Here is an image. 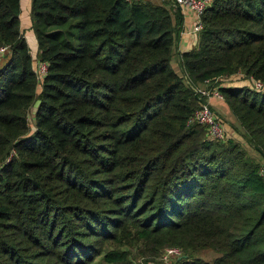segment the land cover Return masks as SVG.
Returning a JSON list of instances; mask_svg holds the SVG:
<instances>
[{
  "label": "trees",
  "instance_id": "16d2710c",
  "mask_svg": "<svg viewBox=\"0 0 264 264\" xmlns=\"http://www.w3.org/2000/svg\"><path fill=\"white\" fill-rule=\"evenodd\" d=\"M170 3L32 0L39 79L20 0H0V264L123 262L130 238L179 247L171 264H264V161L189 121L217 89L264 160V89L220 82H264V0H213L182 73Z\"/></svg>",
  "mask_w": 264,
  "mask_h": 264
},
{
  "label": "crops",
  "instance_id": "0c3cea01",
  "mask_svg": "<svg viewBox=\"0 0 264 264\" xmlns=\"http://www.w3.org/2000/svg\"><path fill=\"white\" fill-rule=\"evenodd\" d=\"M150 1L156 4L163 3L162 0H150ZM21 2L24 3L22 5L23 8H21ZM31 3H32V0H20L19 20H20V30L28 44L30 54L33 59L34 67H36L38 63L40 62V60L38 59V47H37L36 36H35L34 30L32 27V21H31L32 18H30ZM169 7H171V12L173 13L174 17H175L174 12L176 10L179 11L181 15V19L178 25V31H176V35H175L171 63H172V67L178 73H182V68L180 65V54L184 51L195 48L198 44V38L195 37V35L191 33V27L193 26L196 20V15L191 10L183 6L173 5L170 3ZM27 10L29 11L28 13H27ZM220 79H221L220 82L222 85L252 87V79L244 77L243 74L241 73H236V74H233L227 77H222ZM224 80H227V81H224ZM206 102L211 106V108L218 115L222 117V119L224 120V125L226 124L228 130L230 129L229 126L232 128H235L236 126L238 127L240 126L238 119L232 113L231 109L229 108L228 104L224 101L223 98H219L215 95H209L206 98ZM225 130H226V127H225ZM229 132L230 133L227 134V131H226L227 138H232V136L235 135V133H232L234 132V130L233 131L229 130ZM244 144H246V142L242 143L243 146ZM250 155L254 157L252 154Z\"/></svg>",
  "mask_w": 264,
  "mask_h": 264
},
{
  "label": "built area",
  "instance_id": "2783aa9c",
  "mask_svg": "<svg viewBox=\"0 0 264 264\" xmlns=\"http://www.w3.org/2000/svg\"><path fill=\"white\" fill-rule=\"evenodd\" d=\"M166 1V0H162ZM173 5L183 6L191 10L196 15V20L191 27V33L198 37L200 30L202 29L201 15L204 10L211 5L213 0H168ZM9 50V45H0V60ZM38 78H42L46 70V64L44 62H39L35 67ZM252 87L257 90L264 89V82L258 79H252ZM198 91L205 96L215 95L219 98H223L217 89L208 90L206 88L200 87ZM190 122H197L206 127L207 134L210 138L224 140L227 138L224 120L220 115H218L211 106L206 102L202 101L200 105L194 110ZM182 251L177 246H166L161 252L160 259L164 264H171L173 259L180 256Z\"/></svg>",
  "mask_w": 264,
  "mask_h": 264
},
{
  "label": "rangeland",
  "instance_id": "374dc122",
  "mask_svg": "<svg viewBox=\"0 0 264 264\" xmlns=\"http://www.w3.org/2000/svg\"><path fill=\"white\" fill-rule=\"evenodd\" d=\"M24 3L21 2V8H23ZM29 11L27 10V13ZM31 18V16H30ZM32 21V19H31ZM5 56H3L0 60V64L4 61ZM227 81V80H224ZM200 87H204V85H201ZM206 88V87H204ZM211 90V88L209 89ZM229 126V125H228ZM226 127V131L227 134H229V130L233 131L232 133H235L234 136H232V138L236 141H239L241 143H245V139L243 137V135L241 134V126H236L235 128H232L229 126V130L227 129V126L225 124ZM246 150L248 151L249 154H252L255 159H258V161H263V159L261 158V156L257 153V151L249 144H244ZM113 247H116L117 249H122L126 252V258L125 261L123 262H116V263H112V264H140L144 258H147L149 260L153 259L154 261H158V257L159 254L161 253L162 249H159L156 253H150V252H144L143 246H142V242L141 241H136L134 239H126V240H122L119 243H113ZM199 257H201L203 260L211 262L213 261V259L217 256V253L206 249V250H202L199 252L198 254ZM91 264H109L106 261H104L102 259L101 256H98L97 258H95V260L91 263Z\"/></svg>",
  "mask_w": 264,
  "mask_h": 264
},
{
  "label": "water",
  "instance_id": "95a60500",
  "mask_svg": "<svg viewBox=\"0 0 264 264\" xmlns=\"http://www.w3.org/2000/svg\"><path fill=\"white\" fill-rule=\"evenodd\" d=\"M39 102H40V100H39V99H37V100L34 102V107H37V106H38V104H39Z\"/></svg>",
  "mask_w": 264,
  "mask_h": 264
}]
</instances>
